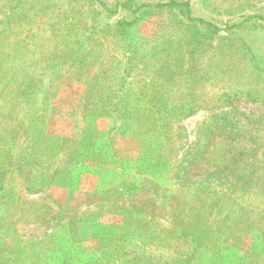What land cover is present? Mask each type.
Returning a JSON list of instances; mask_svg holds the SVG:
<instances>
[{"label":"rangeland","instance_id":"rangeland-1","mask_svg":"<svg viewBox=\"0 0 264 264\" xmlns=\"http://www.w3.org/2000/svg\"><path fill=\"white\" fill-rule=\"evenodd\" d=\"M169 1L102 0L113 10L118 3L136 8L144 3ZM176 1H190L195 17L223 29L250 15L264 18V0ZM177 14L173 15L167 7L136 16L124 9L108 14L90 0H0V49L6 53L15 45V67L27 63V68L15 71V80H21L27 72L33 78L26 89L32 95L28 109L24 107L26 97L12 104L8 92L0 89V154L11 153L13 143L17 144L13 154H18L19 148L39 144L37 160L52 168L42 171L37 165L30 166L36 155L32 159L15 157L17 165L13 168L25 164V173L17 176L8 173L5 182L14 187L0 190V241L7 242L9 248L19 247L32 236L44 239L51 233L50 228L58 232L76 219H89L77 223V240L63 245L46 244L51 249L40 251V257L39 253L37 256L43 264L90 263L101 256L100 251L109 253L112 241L106 240L105 235L114 226L127 229L130 243L132 234L142 233L144 227L136 211L131 210L136 205L144 208L150 222L157 226V240L149 244L143 259L174 264L178 258L186 260L183 253L195 250V259L189 264H264V198L252 195L254 189H259L258 184L247 192L240 181H234L229 166H240L235 161H227L223 167L215 166V162L212 167L206 162H197L191 169L187 165L191 155L215 146L218 153L211 156L214 159L223 161L224 154H233L243 161L248 160L244 157L248 153L249 164L260 166L264 160V21L249 22L248 26L235 29V33L222 31L213 35L185 25L186 21ZM121 20L135 21L129 42L137 49L147 50H139L136 55L127 51L129 45L116 36V24ZM182 38L187 42L174 51L176 42ZM164 42L168 44L164 46ZM154 43L163 50L149 49ZM171 45L175 47L170 48ZM86 55L91 66L82 70V76L74 72V62ZM129 58L135 59L127 80L133 93L132 105H125L122 119L112 129L113 118L107 115L112 107L105 104L110 105L112 102H107L113 97L107 96L106 85L118 88L119 83L123 84L119 78ZM170 58H177L175 64H170ZM161 68L164 69L159 71ZM101 70L112 76L107 74V78ZM191 70L186 78L187 81L190 77L191 82L183 85L181 74ZM24 90L25 87L19 96ZM154 98L176 104L165 109L166 113L184 110L188 114L179 120L172 118V128L160 127L159 139L147 135L141 126H129L131 121L125 119L129 113L141 112L142 100ZM191 101L195 104L192 109L187 105ZM221 113L240 122L216 130V126H227L214 118ZM39 118L45 119L43 123L38 124ZM16 119L21 124L17 127L12 124ZM214 121L216 125L211 126ZM40 130L43 137H39ZM34 136L37 139L32 143ZM77 143L81 150L88 145L87 151H95L94 160L82 156L70 161L62 149L75 150ZM43 144L49 146V152L43 149ZM228 145L234 148L232 153ZM32 151L34 148L24 153ZM70 164L64 171L70 177L64 181L66 188L61 183L44 193L29 194L25 190L28 173L41 177L45 172L65 170L63 166ZM218 168L225 169L220 179L222 187L236 185L244 190L239 191L244 197L236 206L222 198L221 187L216 182L212 185L214 178L202 179ZM37 182L38 178L33 177L32 183ZM134 184L143 189L136 197V192L131 194ZM113 186H118V190L108 192ZM153 193L160 199L153 206L143 207L141 200ZM207 194L215 199L212 210L206 212V228L218 246L215 251L210 248L213 243L210 240L208 245H203V240L197 244L186 235L199 227V216L193 209L202 210L204 206L207 209L208 203H202ZM105 195L109 202L103 198ZM109 208L116 211L108 214ZM184 229L189 230L185 235ZM70 237H75L73 232ZM134 242L140 245L138 240ZM128 249L133 250V245ZM132 256L139 255L133 252Z\"/></svg>","mask_w":264,"mask_h":264},{"label":"trees","instance_id":"trees-1","mask_svg":"<svg viewBox=\"0 0 264 264\" xmlns=\"http://www.w3.org/2000/svg\"><path fill=\"white\" fill-rule=\"evenodd\" d=\"M92 3L98 5L100 8H102L104 11H106L108 14H115L117 12H119V10L124 9L127 12H130L131 14H133L134 16L136 15H141L144 12L154 9V8H170V11L174 14H179V16H181L184 20L186 21L185 25L188 26H195L197 28H201L204 31L209 32L210 34H219L222 31L225 32H230L233 31V33H235V29L237 28H242L244 26H248L246 24H248L249 22H259V21H264V18L260 15H250L248 16L245 20H243L240 23H235L232 25H228L226 26V28H219L218 26H216L214 23L207 21L204 18H200V17H195L193 14V7L191 5L190 1H176V0H170L167 3H158V4H152V3H144L142 5L139 6H133L130 5L128 3H118L116 4V8L113 10L111 9L109 6H107L105 3L102 2V0H90ZM177 14V15H178ZM135 25V21H119L116 24V36L119 40L123 41L126 43V45L130 47V49H128L127 51L130 52L131 55H136L139 50H147L145 49V47H141V49H137L135 47L132 46V44H130L129 42V35H130V28H132ZM165 36V35H164ZM163 37V36H162ZM1 38V37H0ZM183 42H187L186 39L182 38L180 39L178 42H176L177 48L174 49L177 50L179 49L180 44H182ZM153 43L148 42V45H151ZM168 42H164L163 45H167ZM12 45V44H11ZM159 44L154 43V45H152V47H149V49L151 48H157ZM175 45H171L170 48H174ZM198 47V46H197ZM160 48V47H158ZM15 45L11 48L10 51L3 53L2 50L0 49V89L1 91H5L8 92V96L11 100V103L14 104V102L12 101H16L19 102L23 99H20L21 97H26V101L24 103V107L26 109H28L29 107V102H30V97H32L31 93L26 91V89H28V86L31 84V82L33 81V78L31 77V74L29 72H27V74L23 77L22 79L23 82L21 80H15V71L19 68H27L28 66L27 63H22L21 65L17 66V57L15 55ZM162 49V48H160ZM163 50V49H162ZM88 53H91L88 51ZM29 55V54H28ZM28 57V56H27ZM177 58H170V64H175ZM2 60H6L5 63H1ZM135 61L134 58H129L126 61V66H125V71L123 72V76H121V78H119V80H123V84L121 85L119 83V87L117 88L116 85L114 86H108L106 85V89L108 91L107 96H109L110 98L113 97V99L111 101H108L107 103H111L110 105L107 106V104H105V107H112V110H108L107 111V115L111 117V119L113 118V122H112V129H114L115 127L118 126V123L120 122V120L122 119V114L123 111L126 109V106L128 105H132V89H129L127 87V85L129 84V82L127 81L131 75H132V71L134 69V64L133 62ZM159 61V60H158ZM160 62V61H159ZM91 63L89 62V60H87V55L86 58H82V59H75L74 62V72L78 71L80 74H84V72L82 73V70L84 68H88L90 67ZM165 68L164 65H161ZM164 68L159 69L162 70ZM85 70V69H84ZM104 70V69H103ZM103 70H101L100 72H103ZM193 70L191 71H185L183 72L181 75H183V80L181 81V83L183 85L189 84V82H191V78L188 76L192 73ZM103 74L108 78L107 74L111 75L108 71H104ZM112 76V75H111ZM193 80L196 81V77H193ZM103 81H105V83H107L108 81L103 79ZM110 85V84H109ZM25 87L24 92H22V94L19 96L20 92L22 91V89ZM113 88H117L115 90H113ZM17 89L18 92L16 91ZM105 93V92H104ZM130 95L129 100H127V96ZM19 96V97H18ZM138 101L141 102V99H139ZM10 102V101H8ZM142 107H141V112L136 111L135 113H129L125 119L127 121H131L130 125H138L141 126L145 129V133L147 135H153L154 138L158 137V134H160L162 131H160V127L164 126V125H169L172 128V118L179 120L180 117H184V116H188V114L184 113V110H181V112L175 113L172 112L171 113H166L164 112L165 109H167L168 107H175V105H173V102H167L166 100H160L159 98L156 99H152V100H142ZM151 103V104H150ZM126 105V106H125ZM187 105H190V109H192L195 104H193V102H187ZM152 109V110H151ZM176 114L177 116H170ZM235 114H237L235 112ZM12 116L14 114H11ZM29 115H31L29 113ZM190 115V114H189ZM125 116V115H124ZM123 116V117H124ZM169 116L171 118H169ZM169 120L166 122V119ZM214 118H217V122L218 123H222L225 122V125H227L225 128H221V126H216V130H225L228 126H232L233 124L236 123V125H238V123L240 122V119L238 120H234L230 117H228V114L226 113H221L218 114L217 116H215ZM213 118V119H214ZM45 119H40L38 121V124L43 123ZM19 120L16 119V121L12 122V124L16 123V127L21 125L19 123V125L17 124ZM248 124H251V121H248ZM125 125V124H124ZM216 125L215 121L214 123L211 124V126ZM14 126V129L16 130L17 128ZM249 126V125H248ZM238 128L240 126H237ZM248 128V127H247ZM245 128V129H247ZM121 129V128H119ZM14 133L17 132V130ZM42 130V129H41ZM41 130L39 132V137L42 135ZM17 134V133H16ZM16 134H13V139H16ZM212 133L210 132V135ZM44 136V134L42 135V137ZM41 137V138H42ZM160 138V136L158 137V139ZM35 136L32 138V143L36 142ZM14 142H16V140H14ZM92 143H89V145ZM62 145V144H61ZM78 146L75 147V150H72L71 148H65L63 147L62 151L69 156L70 161H76L79 158H81L83 156V158H90L92 159V155L95 154V151H87V147L88 145L85 146V148H83L82 150L79 147V144L77 143ZM38 146V147H37ZM230 146L228 148V150L231 152L234 150L233 147H231L232 145H228ZM11 153H8L7 155L4 154H0V183L3 182V184H1L0 186V190H4V188L6 187H10L13 188L14 186H10V184L6 183L5 181H8V178L6 177L8 175V173H16L17 175H23L25 173V168L27 167L25 164L24 166H18L16 168L15 167L16 161H15V157L22 158V157H27L28 159H32L34 157V155H36L35 160L33 161L34 164H31L30 166H34L37 165L38 166V170H42V171H46L47 169H51L50 166H47L45 164H41L40 161L37 160V158L39 157V150H40V145H35L33 143V145H31L28 149H25V147L23 148H19L18 150V154H13L15 153L13 150L16 149L17 144L13 143L11 144ZM47 147L49 146H45L43 144V149L46 151H50ZM216 147V146H215ZM215 147H213L212 149H206V150H202V151H197L196 154L191 155L190 160L187 162L188 167L191 169L192 165L196 164L197 162H201L204 163L206 162V164H209L211 167L213 165V162H215V166L217 165L220 167H223L225 165V163L228 161V163L234 162V163H239L240 166H236L234 168H232L231 166H229L230 168V173L233 174L235 176L234 181H236L237 183L240 181L242 183V187L245 191L247 192H251V188H254L256 186V184H258L259 189H254V192L252 195L254 198H264V160H262L257 166H254L253 164H249L248 160L251 158V154H244V157H246V159L248 160H243V161H239V157L238 155H226L224 154L222 157L223 161L220 159H214V157L212 158L211 156H216L217 155V151H215ZM34 148V151L30 153H24L25 151ZM51 148V147H50ZM60 151V153L62 152ZM214 151V154L212 153ZM23 153V154H22ZM36 153V154H35ZM58 153V152H57ZM57 153H55L54 155H57ZM211 153V154H210ZM232 153V152H231ZM264 159V157H263ZM94 160V158L92 159ZM28 160H25L24 163H27ZM218 161V162H217ZM233 163V164H234ZM70 165H65L63 166V169H58V170H54L51 173H43L41 174V177L39 176H31L28 175L25 177L24 182H26V186H25V190L29 193V194H33V193H44L46 192L50 187L55 186V187H60L61 183H63V188H66V184H64V181L66 179H69L70 177L66 174L67 170L69 169ZM15 170H13V169ZM33 169H31L32 171ZM66 171V172H64ZM223 171H225V169H220L218 168L216 170V172H214V174H212L211 176H203L202 179H205V181H207L208 179L214 178V180H212V185L216 184L221 187V192H219V194H221L222 198L225 200H228L230 202H232V206H236L239 199H243L244 195L242 193H240L239 191H244L242 188H237L236 185L232 186V188H224L222 187V177H223ZM63 175V176H61ZM33 177H37L38 178V182L36 184L32 183V179ZM219 179V180H217ZM221 179V180H220ZM228 180V179H227ZM12 181H15V178L12 179ZM37 181V180H36ZM71 181V179H70ZM229 183V182H228ZM196 184V185H195ZM232 185V184H231ZM254 185V186H253ZM193 186L197 187V183L194 182ZM253 186V187H252ZM133 191L131 192V194L134 192H136L135 197L139 196V193L143 191L142 188H137V185L134 184L133 186ZM48 188V189H47ZM111 188V187H110ZM118 186H113L111 189L108 190V192L113 191V190H118ZM199 188V187H198ZM47 189V190H46ZM224 189L226 190V192H223ZM258 193V194H257ZM257 194V195H256ZM246 195V194H245ZM154 196V197H152ZM150 198H146L141 200L143 207H148L149 205L153 206L156 204V202H154L156 199H160L159 195L153 193ZM250 196V195H248ZM106 195L103 197L105 198ZM215 200V199H214ZM211 198L210 194H207V196L203 199L204 203L205 201L208 203L207 205V209L206 206H204L202 208V210H197V209H193V211L196 212L195 215L199 216V229H195L193 230V232H188L189 230H187V232L189 234H186V230H183V235H188L187 237H191V241L194 243L198 244L199 240H203L204 244L203 245H208L209 240L212 243V245L210 246L211 249H213V251H215V248L217 249V243L215 242V239H210V231L209 229H207L206 227L208 226V224H206L207 220V213H209V211L212 210V204L215 203ZM105 201L109 202L107 200V198H105ZM114 210L116 211L115 208H109L106 213L111 214L114 212ZM132 212L138 217V219L140 220L139 223H142V227H144V229L142 230L141 234H137V235H131L132 238V242H129V238L130 236H126L127 233V229L122 227H118V226H114L112 229H109V232H107V234L105 235V239L106 240H110L112 241V245L110 247H108V251L109 253L107 254V252H101L100 254L101 256L98 257L97 260H94L90 263L87 264H168V263H161V262H157L151 258H145L143 259L142 257H144L147 252H148V248H149V244L152 241L157 240V236H156V228L157 226H154V223H151L149 220V217L146 216V211L144 208L133 205L131 207ZM153 210L155 211L156 208L154 207ZM126 211H123V213H125ZM207 212V213H206ZM232 212V211H230ZM127 213H129V211H127ZM236 217V216H234ZM89 219H76L75 221L68 223L66 226H64L61 230H59L58 232H55V228H50L51 233L50 234H46L43 238L40 237H30L29 240H27V242H21L19 247H15V249L13 248H9L8 243L4 242V241H0V264H43L41 258L38 259L37 253H39V257H40V251H47L49 249H51L48 246H45L46 244H54V245H63L64 243H72L73 240H77L78 239V230H77V223L80 222H84V221H88ZM1 227V226H0ZM135 231H137V229H135ZM133 231V232H135ZM71 232L74 233V238L70 237ZM195 232V233H194ZM193 233V234H192ZM117 237H119L117 239ZM68 239V241H67ZM135 240H138L140 242V245H136V243L134 242ZM116 244H113L115 243ZM215 242V243H214ZM49 244V245H50ZM133 245V250H129L128 247ZM28 247V248H27ZM32 248H34L32 250ZM135 249V250H134ZM116 252V256L115 253ZM133 252H136V255L138 256L137 258H135L134 256H132ZM186 257V260H183L181 258H178L176 260V262L174 264H189L193 259H195V250L194 251H190V253H183ZM25 255H27L26 257H24ZM8 260H10L8 262Z\"/></svg>","mask_w":264,"mask_h":264},{"label":"crops","instance_id":"crops-1","mask_svg":"<svg viewBox=\"0 0 264 264\" xmlns=\"http://www.w3.org/2000/svg\"><path fill=\"white\" fill-rule=\"evenodd\" d=\"M83 227H85V226L81 225V228H83Z\"/></svg>","mask_w":264,"mask_h":264}]
</instances>
